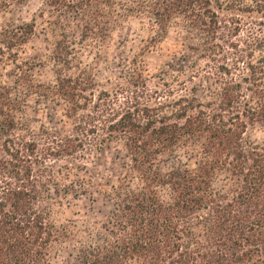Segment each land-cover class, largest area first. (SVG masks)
<instances>
[{
	"label": "trees",
	"instance_id": "trees-1",
	"mask_svg": "<svg viewBox=\"0 0 264 264\" xmlns=\"http://www.w3.org/2000/svg\"><path fill=\"white\" fill-rule=\"evenodd\" d=\"M37 1L0 30V264L69 245V264H264V0ZM124 26L136 51L112 63ZM37 28L46 52L22 57ZM170 34L151 73L143 54ZM89 189L107 210L78 224L65 213Z\"/></svg>",
	"mask_w": 264,
	"mask_h": 264
},
{
	"label": "rangeland",
	"instance_id": "rangeland-1",
	"mask_svg": "<svg viewBox=\"0 0 264 264\" xmlns=\"http://www.w3.org/2000/svg\"><path fill=\"white\" fill-rule=\"evenodd\" d=\"M40 1L34 0L29 1L23 6L14 7L9 13L0 15V30L4 29L10 22L29 21L33 15L37 13ZM73 24H71L72 31L75 34L79 33V27L76 19H73ZM136 28H127L124 26L120 29L111 41L101 50L102 55L108 58L112 63L121 62L126 59L130 52H135L136 48L131 43V35L137 33ZM126 40V41H125ZM178 42V39L170 34L158 44L155 48L151 49L149 52L143 54V61L145 68L151 73H156L158 70L164 68L165 64L170 61L169 51ZM46 42L45 37L40 33L39 28H37L36 35L26 44L23 49L22 57H35L41 58V56L46 52L45 50ZM184 51L182 47L180 52ZM91 56V55H90ZM41 73L43 80H48L51 78V72L47 68H38ZM118 70V69H117ZM9 82L12 80L11 77L6 76ZM32 107L26 109V114L24 121L28 124H33L36 121L37 115L31 110ZM53 121L57 119V116H52ZM48 121V120H47ZM253 137L257 140L264 141V131H256ZM116 152L114 151H104L103 155L100 157V163L105 166V172L110 174L111 178L114 180L115 177L120 172V160L116 158ZM104 200L94 189H89L87 194L83 196L77 203V207L71 209L69 208L65 215L66 217H71V210L76 211L75 220L78 224H91L95 220L102 219L107 208L103 205ZM71 245L64 246L62 250L57 253L54 258V264H69L71 262Z\"/></svg>",
	"mask_w": 264,
	"mask_h": 264
}]
</instances>
